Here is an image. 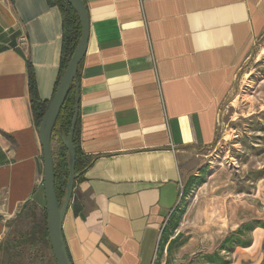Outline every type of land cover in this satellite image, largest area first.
I'll use <instances>...</instances> for the list:
<instances>
[{
    "label": "crops",
    "instance_id": "crops-1",
    "mask_svg": "<svg viewBox=\"0 0 264 264\" xmlns=\"http://www.w3.org/2000/svg\"><path fill=\"white\" fill-rule=\"evenodd\" d=\"M83 2L79 143L95 160L74 186L66 249L72 264H151L190 153L212 145L236 66L264 31V0ZM61 35L59 10L46 0H0L1 249L44 203L26 63L49 102Z\"/></svg>",
    "mask_w": 264,
    "mask_h": 264
},
{
    "label": "rangeland",
    "instance_id": "rangeland-1",
    "mask_svg": "<svg viewBox=\"0 0 264 264\" xmlns=\"http://www.w3.org/2000/svg\"><path fill=\"white\" fill-rule=\"evenodd\" d=\"M184 171L151 264H264V31L236 66L217 109L212 145L192 151ZM35 207L40 217L44 203ZM19 223L0 251V264H54L29 250L21 259L20 235L30 227L26 214ZM241 226L247 228L235 235ZM215 253L220 260L211 263Z\"/></svg>",
    "mask_w": 264,
    "mask_h": 264
},
{
    "label": "trees",
    "instance_id": "trees-1",
    "mask_svg": "<svg viewBox=\"0 0 264 264\" xmlns=\"http://www.w3.org/2000/svg\"><path fill=\"white\" fill-rule=\"evenodd\" d=\"M47 4L51 7H56L59 10L61 16V48L59 56V74L54 88V93L58 86L59 79L63 74L68 61L70 60L76 45L80 37V24L75 12L70 8V6L63 0H46ZM27 77H28V92H29V102L32 112L33 121L35 126L38 128L39 123L47 109L49 102H43L39 99L35 84V78L33 70L30 64L26 63ZM53 93V94H54ZM75 106V87L69 89V92L65 98V101L60 109L56 122L54 124L51 136V145L55 140L56 147L52 148L53 157V172H54V191L56 194L57 202L59 206L62 203L66 183L68 179V156L67 151L62 145L61 137H67L70 129L71 120L73 117ZM79 121L75 124V129L72 138L73 149L75 153V165L74 172L76 183L83 180L84 172L92 165L95 157L87 156L82 153L80 149L79 140ZM30 221V227L25 234L20 235V249L17 251L22 259L26 251H32L33 253L43 254L49 262L55 264L50 245L47 238L46 232V213L45 208L42 209L41 216L38 217L37 208L31 206L26 213ZM171 228H175L176 223H170ZM167 228V227H166ZM247 226H241L235 235H238L242 230L246 229ZM230 238H226L223 241V246L229 243ZM246 246L247 243H246ZM2 246H0L1 250ZM216 260H220L217 254L209 256V261L212 263ZM220 264H228L227 261L220 260Z\"/></svg>",
    "mask_w": 264,
    "mask_h": 264
},
{
    "label": "water",
    "instance_id": "water-1",
    "mask_svg": "<svg viewBox=\"0 0 264 264\" xmlns=\"http://www.w3.org/2000/svg\"><path fill=\"white\" fill-rule=\"evenodd\" d=\"M75 12L80 24V37L76 48L61 75L58 86L53 94L47 109L37 128L38 141L42 155V186L44 196V208L46 213L47 238L55 264H72L66 249L63 237V222L69 207L74 190L76 175L74 172L75 153L72 144L75 124L78 117L79 84L77 71L82 61L89 38V16L83 0H63ZM75 87V106L70 124L68 136L61 137L62 145L68 156V179L66 190L59 206L54 191L53 157L51 148V136L54 124L65 101L69 89Z\"/></svg>",
    "mask_w": 264,
    "mask_h": 264
},
{
    "label": "built area",
    "instance_id": "built-area-1",
    "mask_svg": "<svg viewBox=\"0 0 264 264\" xmlns=\"http://www.w3.org/2000/svg\"><path fill=\"white\" fill-rule=\"evenodd\" d=\"M181 189V187L179 186V190Z\"/></svg>",
    "mask_w": 264,
    "mask_h": 264
}]
</instances>
